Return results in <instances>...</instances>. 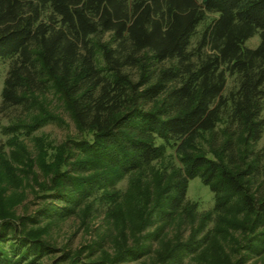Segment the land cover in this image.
<instances>
[{
  "label": "trees",
  "instance_id": "obj_1",
  "mask_svg": "<svg viewBox=\"0 0 264 264\" xmlns=\"http://www.w3.org/2000/svg\"><path fill=\"white\" fill-rule=\"evenodd\" d=\"M254 36L257 45L246 47ZM0 62V116L16 112L4 131L29 137L55 121L39 108L49 95L76 131L49 165L34 215L0 207V264L138 261L187 212L196 178L213 195L221 228L190 225L188 239L166 245L158 264L225 253L220 241L232 246L219 255L225 264H263L264 148L256 147L264 134V0H0ZM3 147L0 173L12 179ZM123 180L129 193L117 188ZM131 203L134 245L123 243L112 258L45 238L49 223L117 221Z\"/></svg>",
  "mask_w": 264,
  "mask_h": 264
},
{
  "label": "rangeland",
  "instance_id": "obj_2",
  "mask_svg": "<svg viewBox=\"0 0 264 264\" xmlns=\"http://www.w3.org/2000/svg\"><path fill=\"white\" fill-rule=\"evenodd\" d=\"M258 43V37L254 36L246 41L245 46L254 48ZM7 65L0 62V94L5 79ZM39 108L47 110L51 116H54L55 121L43 125L29 137L23 135L21 130H5L9 126V119L13 118L16 112L8 116H0V146H4L5 161L7 168L13 170L15 178L3 176L5 170L0 173V207L12 212L15 216L31 217L37 211L41 204L36 196L41 194L42 187L51 176V170H48L49 165L55 161L54 157L57 156L59 150L69 138H74L76 131L72 122L63 111V107L50 95L45 98L38 99ZM37 108V110L39 109ZM264 117V111H263ZM15 136V137H13ZM16 138V139H14ZM13 142L15 144L13 145ZM264 148V134L258 143L256 149L262 150ZM44 150V152L42 151ZM44 154V156H43ZM170 154H166L169 156ZM43 159V165H41ZM32 165V166H30ZM129 182L126 180L117 184V188L125 193L128 191ZM185 202L187 212L181 215V218L174 220L169 227L164 228L163 235L164 241L162 244L150 242L152 254L144 257L138 261H127L122 264H158L157 254L166 251V245L169 247L174 244L176 240L181 239L185 241L190 236V225L193 228H199L202 224L203 231L213 228H221L219 223L220 219L215 220L213 213L214 200L213 195L207 187L202 184L199 179L189 181L187 185ZM133 203L130 205L122 204L117 213L121 226L114 220V218H107L103 215L90 216L85 219L84 215L72 218L67 221H59L49 223L45 227V238L55 245L57 248H64L67 250H80L83 246H95L96 256L101 257L102 252L106 257L112 258L117 254L118 250L122 247L123 243L127 247H131V237L136 233L133 230L135 226V215L133 213ZM193 207V211L189 209ZM119 208V207H118ZM206 214H209L207 219ZM221 217V216H220ZM222 218V217H221ZM40 227L43 225H39ZM38 228V227H35ZM157 227L146 228L140 234L145 236L151 234ZM134 231V233H133ZM202 231V232H203ZM124 233V238L119 235ZM202 236L201 233L198 237ZM240 238V235H234ZM122 239H125L124 242ZM224 238L223 240H226ZM220 241V245L224 246L225 253L218 251L213 254L210 250H202L199 257L190 259L185 255L177 264H225L219 259V255L227 254L230 244ZM147 243H144L147 246ZM99 249L101 253L98 254ZM217 249V248H216ZM103 256V255H102ZM229 259L234 260L233 257ZM260 260L251 261L247 264H261ZM264 264V260L262 262Z\"/></svg>",
  "mask_w": 264,
  "mask_h": 264
}]
</instances>
